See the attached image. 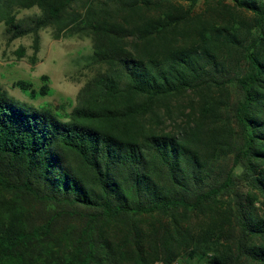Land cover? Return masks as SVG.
I'll use <instances>...</instances> for the list:
<instances>
[{"label":"trees","instance_id":"obj_1","mask_svg":"<svg viewBox=\"0 0 264 264\" xmlns=\"http://www.w3.org/2000/svg\"><path fill=\"white\" fill-rule=\"evenodd\" d=\"M1 23L33 65L53 28L109 69L62 116L0 84V264H264V0H0ZM41 80L15 87L52 96ZM185 96L166 132L160 106Z\"/></svg>","mask_w":264,"mask_h":264},{"label":"rangeland","instance_id":"obj_2","mask_svg":"<svg viewBox=\"0 0 264 264\" xmlns=\"http://www.w3.org/2000/svg\"><path fill=\"white\" fill-rule=\"evenodd\" d=\"M182 5V6H181ZM176 4L177 9L187 10L189 4ZM166 12H174L171 5L166 6ZM215 8V7H213ZM208 8L199 4L193 10L192 17L196 19L204 15L207 18ZM40 15L37 8L18 11V19ZM143 17H148L146 13ZM5 26L0 24V84L8 98L13 99L21 105L33 107L41 111L51 112L54 115H65L70 113L78 105V96L81 90L98 75L108 71L106 64L94 62V43L90 37H61L55 39L54 29L48 28L40 32V51L36 55V63L32 64L33 37L27 36L14 42L8 43L5 35ZM132 41H130V44ZM24 49V56L18 57L20 49ZM43 76L50 79L52 96L31 99L21 89L15 87V83L25 81L32 88L39 90L42 87ZM189 96L173 99L167 103L171 111L167 115L165 108L161 105L159 116L165 121L159 125L166 132H175L178 125H182L186 118L184 112L189 113ZM159 221L158 218H145L143 224L148 227L150 223ZM204 222L203 218L190 219L189 224L198 228ZM150 264H164L161 261H153ZM172 264H205L197 259L189 260L177 257Z\"/></svg>","mask_w":264,"mask_h":264}]
</instances>
